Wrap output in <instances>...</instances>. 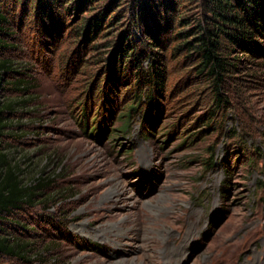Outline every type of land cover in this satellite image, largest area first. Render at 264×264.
<instances>
[{"label":"rangeland","instance_id":"1","mask_svg":"<svg viewBox=\"0 0 264 264\" xmlns=\"http://www.w3.org/2000/svg\"><path fill=\"white\" fill-rule=\"evenodd\" d=\"M110 2L58 10L46 35L22 3H0L8 16L0 59L15 63L6 83H27L3 86L1 97L21 105L6 114L1 147L20 163L24 184L54 177L46 202L0 223L33 246L25 259L0 254V264H264V58L239 55L224 89L231 106L218 110L210 83L175 53L172 33L159 49L168 85L155 132L138 113L126 133L111 132L137 103L126 68L112 95L113 130L98 141L82 128L81 110L93 119L102 109L107 67L133 13V0L105 13ZM177 2L183 25L204 15L203 0ZM100 14L101 30L86 35ZM141 40L138 30L134 43Z\"/></svg>","mask_w":264,"mask_h":264},{"label":"trees","instance_id":"2","mask_svg":"<svg viewBox=\"0 0 264 264\" xmlns=\"http://www.w3.org/2000/svg\"><path fill=\"white\" fill-rule=\"evenodd\" d=\"M7 1L17 5L22 3V11L29 10L31 12L28 15L36 18L37 32L46 35L50 30L48 25H52L50 20H54L59 15L58 10L70 12L75 7L79 10L92 0H78L77 6L67 9L65 5L75 0H0V3ZM115 1L117 0L110 2L105 13L113 8ZM202 5L204 15L200 21L192 20L193 25L189 26L187 21L183 25L185 19L176 17L177 8L180 7L177 0H133V13L128 28L115 47L110 60L111 65L107 67L109 78L103 85L102 109L93 119H89L88 106L81 110L83 121L80 124L85 130L89 129L87 131L89 136L99 141L109 130H113L110 129L109 123L113 120L118 103L115 98L112 99V95L115 87L120 83L119 79L123 78L119 71H125L126 68L127 76L124 78L130 74L131 77H135L133 79L136 81L137 103L129 108L128 116H121L129 119L124 122L123 130L111 132L126 133L131 125L130 119L136 113L140 115V121L143 122V128L147 129L146 132L148 134L155 132L158 121L163 115L168 85L167 61L159 49L162 50L168 42L170 43L169 35L171 36L172 33L174 35L171 40L174 39L179 43L174 48L177 56L185 55L184 58L194 64L193 70L197 71V75L210 83L214 107L218 110H226L231 106V100L224 89L232 78L231 70L237 69L234 62H242L239 55L251 56L255 59L264 58V0H203ZM100 16V19L83 27L86 35L99 33L105 15L100 14ZM117 17L119 16H114ZM6 24H8V16L0 7V33L7 31ZM175 25L184 28V31L174 33ZM138 30L142 33V40L134 43ZM138 43H140L139 47H137ZM6 44L0 38V48H8ZM14 64L9 59H0V223L10 222L6 217L13 215L14 212L34 208L46 202L45 192L54 181V177L46 180L39 176L35 184H24L19 172L20 163H14L10 152L1 147L2 139L7 136L10 126L6 114L14 113L15 107L21 105L19 101L8 102L1 97L3 86L24 87L27 84L20 79L6 83V75L13 72ZM133 70L136 71L134 74ZM38 198L40 200L36 202ZM13 225L25 231L31 230L17 222ZM32 249L31 242L7 236L0 225V254L25 259Z\"/></svg>","mask_w":264,"mask_h":264}]
</instances>
